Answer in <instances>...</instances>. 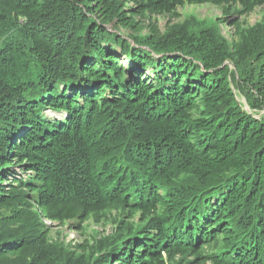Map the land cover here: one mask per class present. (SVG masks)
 I'll return each mask as SVG.
<instances>
[{
	"label": "trees",
	"instance_id": "obj_1",
	"mask_svg": "<svg viewBox=\"0 0 264 264\" xmlns=\"http://www.w3.org/2000/svg\"><path fill=\"white\" fill-rule=\"evenodd\" d=\"M230 2L0 0V264H142L153 259L166 264L160 259L163 247L147 250L141 261L133 254L132 248L142 234L138 229L129 228L125 235L108 239L90 235L93 245L70 243V250L65 240L60 248V239L50 245L43 242L45 212L49 218H56L53 212L44 210L42 203L44 194L55 198L46 173L53 167H63L62 156L54 155V151L56 144L69 139L66 131L73 125L67 127L62 119L49 116L48 109L57 113L68 109L73 115L82 112L87 117L95 113L96 132L110 117L103 146L102 142L95 143L96 148L85 161L111 163L110 168L120 174L127 169L129 191L122 206L130 205L128 199L139 206L151 204L147 195H135L137 186L151 177L155 202L189 195L186 220L198 216L206 195L224 192L227 196L246 194L239 209L246 215L252 207L257 216L254 225L260 226L259 216H264V115L259 119L246 113L229 91V79L238 82L256 107L264 110V17L248 28L241 21L227 18L240 40L231 45L219 30L220 18L211 24L209 18L193 10L179 12L186 5L208 3L227 6L223 10L227 13ZM247 7L254 9L252 0ZM161 17H168L165 28L160 25ZM119 47L121 52L114 51ZM226 61L234 62L235 71L226 66ZM155 65L154 79H142L147 66ZM91 83L89 93L81 94L80 88H75L73 96L66 94L69 88ZM160 97L174 101L162 100L158 111L174 114L178 110L177 117L160 120L155 111H146V100L152 103ZM187 101L191 102L190 110H179ZM134 135L141 142L132 145ZM84 137L77 135L76 142L86 145ZM139 143L154 154L165 144L174 145L178 155L187 158L183 171L186 178L179 179L173 168L164 181H154L153 170L160 163L149 160L147 154L137 155ZM234 157L237 166L246 167L232 177L225 176L223 184L220 177L215 180L214 173L202 168L205 163H230ZM164 165L171 168L175 164L171 161ZM13 170L17 171L14 176L19 172L31 174L26 177L34 183L13 178ZM93 177L91 187L97 182ZM78 191L82 194L81 185ZM225 198L221 208L226 205ZM248 217L252 219V215ZM186 220H175L166 227L167 233L175 225L183 227ZM116 224V229L124 225L118 219ZM153 224L161 226L152 218L143 233L147 234ZM251 234L230 252L249 242ZM144 238L153 241L149 236Z\"/></svg>",
	"mask_w": 264,
	"mask_h": 264
},
{
	"label": "rangeland",
	"instance_id": "obj_2",
	"mask_svg": "<svg viewBox=\"0 0 264 264\" xmlns=\"http://www.w3.org/2000/svg\"><path fill=\"white\" fill-rule=\"evenodd\" d=\"M253 4H255L254 9L250 10L247 6L249 4V0H232V2L229 3V8L227 13H225L223 10H227V6L224 5H211L208 3H202L197 4L196 6L192 5H186L182 10L179 12L187 14L188 11L193 10L195 13L200 14L202 18H209L211 24L214 23V20L220 18V21H218V27L222 34V36L226 37L231 43V45H234V42H239L240 40H237L239 36H234L233 33H235V29L233 25L229 24L230 22L234 21H241L244 23L245 28L251 27L255 23H258L261 18L264 17V0H252ZM235 2H240V4H236ZM234 5L235 8L232 9L231 6ZM247 7V8H246ZM227 18H230L229 21H227ZM168 21V17H161L160 18V25L165 28V25ZM125 31V30H122ZM109 49V48H106ZM114 51L121 52L122 49L119 48H113ZM126 55V54H125ZM124 66H130V63H123ZM133 65V64H132ZM134 68V66H132ZM155 66H147V70L145 72L144 77L142 79L148 81L153 80L156 74V70L153 67ZM226 66H228L230 69L235 71V64L234 62L226 61ZM172 76V75H171ZM230 84V92L233 93V97L235 101L245 109L247 114H251L256 118H262L264 115V110L259 109L255 105L254 99L250 98L248 96V93H245L238 82H236L232 77L229 79ZM75 88H80L81 94L83 92L89 93L92 89V83L89 84V86L83 85L82 87H72L67 89L66 94L68 96H73V91ZM141 91L138 92L137 96L140 97ZM80 94V95H81ZM99 92H97L96 95H98ZM106 96V93H105ZM105 96H103V99L105 100ZM133 99L132 94L130 95ZM136 96V97H137ZM165 96V95H164ZM170 96V95H168ZM162 100H169L174 101L170 99L169 97H160L156 102H150L149 99L146 100V111L152 112L155 111V115H159L158 117L160 120H162L165 117H168V119H172L174 117H177L179 114V111L176 110L174 114H172V111L169 110V112H159L158 109L162 108L160 105V102ZM145 102V101H144ZM115 104V102H113ZM110 104V102L108 103ZM191 104L190 101H187L185 103V106L179 108V110H190L188 107ZM116 105V104H115ZM176 106V105H175ZM177 107V106H176ZM178 108V107H177ZM74 110V108H73ZM102 111V110H101ZM105 111V110H103ZM167 111V110H163ZM67 112V114H65ZM64 113L61 112H55L51 109L46 110V114L49 116H53L54 118L62 119L67 127L71 126V123L73 124L72 127H70L66 132L69 133V139L67 140H61L58 144H56L57 148L54 151V155H61L63 158L64 165L63 167H53L48 170L46 174L49 175V184H50V191L55 195V198H51L49 194H44L42 198V203L45 205V209L47 212H53L56 215L55 219H51L48 217V215L45 212V215L43 217V221L45 222V230H46V236L44 238V243H47L48 245L51 244V241H55L57 239H60L59 246L63 244V240L67 242V245L72 243L74 246H78L80 244L84 245H93L95 243L94 240L90 239V235L99 237V238H106L108 239L109 236L112 235H125V233L128 232V229L131 228L132 231L137 229L138 226L142 227V230L145 226L150 224L151 221V215H153L152 211L146 210L141 212L140 211H134L133 209H126L121 208L117 203H110L108 205H92L90 206L86 200L81 199H87V200H97L102 201L107 199L108 197H124L126 196L125 193L129 191L127 182L129 180H126L125 172H127V169L124 170L122 174L119 173V170L116 171L114 168H110L111 163H107L106 165L102 164H89L87 161H85V157L88 155L89 152H91V149L93 148L92 142L94 140L105 142L106 137V126L108 124V117L106 121L104 122L102 128H100V131H94L97 127L96 125V115L91 114L89 117L86 116V114H83L82 112L78 113L77 115H73L70 110H66ZM196 113V117H198L199 113L195 109L194 111ZM55 114V115H54ZM95 120V121H94ZM94 128V129H93ZM63 134V133H62ZM83 135L87 138V141L83 139V141L86 143V145H80L78 142H76V136L77 135ZM19 140L16 141L18 143ZM138 142H141L137 138L136 135H134L131 140L130 144L134 145ZM171 141L167 142L170 143ZM140 145L136 146L137 148V155L144 156L147 154L149 160H156L160 165H156L153 170V180L154 181H164L166 178H168L171 174V169H174V172L177 174V177L179 179L186 178V175L183 173V171L186 169L187 158L180 157L178 155L177 150L174 145L165 144L161 148H158L155 150V154L153 153V150L150 151L146 145L139 143ZM251 148H258L255 145H252ZM230 157V156H229ZM235 159L231 158L230 163L226 164H220L218 166L211 164V163H205L203 165V169L206 170L205 172H212L214 173L213 178L217 180V178H221V183L223 184L226 182L225 176L231 175L234 176L235 171L240 172L241 169H244L246 166H237L238 162H233ZM243 160V163L245 164L246 156L241 157ZM171 161L174 162V166L164 167V164H169ZM246 165V164H245ZM14 172H17L15 170L10 173V175L13 178H23L26 183L33 184L34 179L31 178H25L23 176H28L23 174V172H19L14 176ZM91 172V173H90ZM94 177L97 181V184L90 187L92 185L91 183V177ZM89 173V174H88ZM238 174V173H237ZM9 176L10 178H12ZM121 176V177H119ZM93 177V178H94ZM237 177H240L239 175ZM134 180L136 181L135 177ZM148 181L144 182L143 184H139L137 186L136 195H147L149 200H152L156 196V191L153 187V184L151 182V177L147 178ZM56 181V183H54ZM78 181H81L82 183L79 184ZM247 181H245V186H247ZM81 185V189H83L82 194L81 193H73L71 191H68L69 189H78ZM68 191V193H67ZM235 191V190H234ZM148 193V194H147ZM219 193V192H218ZM218 193H212V198H216L215 201H209L206 203V208L204 210V213L200 217H195L196 220L199 221L197 227L190 226V230L192 233L193 243H197L199 240L203 238V236L206 234L207 226L208 225H214L218 222L223 223L222 229H228L229 226L231 230L235 231L236 229H239L241 233H244V236H247L249 233L251 234V237L249 238V245L245 249H237L233 251L231 254L232 258H240L241 263L240 264H264V216H259V219L262 220V223L258 225H254L255 223V214L252 212V207H248L250 209V212L246 215L239 212V208L241 204V200L244 199L245 195H233L228 194V197L225 198L224 204H226L223 208H221L222 198L225 196L224 192H221V194L218 195ZM234 193V192H232ZM35 194L38 196V194L35 192ZM236 194V193H235ZM234 197L231 199V197ZM71 198H75V201H71ZM173 200V201H172ZM172 200L171 203H168L167 205H172L173 202L176 204L182 203V207L177 209L172 217L167 220L166 224L164 225V235L160 236V233L162 231L161 226H157L153 224L148 230L147 234H144L142 231L141 237H138L136 244L133 246L132 251L133 254L139 256V261H141L144 257L147 250H151L152 246L162 248L163 251L161 254H163L160 259L165 260L166 264H214L212 262H206L202 259V253L201 250L198 247H193V256H190L188 261H181V257L179 252L177 251H170V248L167 246V244L163 243L164 241L169 242L170 244H178V245H184L186 244L181 238L178 236L173 237V239H170L168 237V233L166 230L167 226H170L174 223L176 220L179 223H185L186 216L184 210L189 207L190 197L187 195L186 197L184 195H179ZM68 202L71 205L66 207L64 206V202ZM184 201V202H183ZM253 201V200H252ZM174 205V206H175ZM176 209V207H174ZM173 209V210H174ZM231 211L227 214L226 211ZM41 212V210H39ZM264 212V210H263ZM252 215V219H250L248 216ZM117 219L120 220V222L123 225V227H119L116 229V223ZM225 222V223H224ZM218 224V226L220 225ZM120 229L123 230L120 231ZM32 231V229H30ZM131 231V232H132ZM228 231V230H227ZM25 232H28L27 230ZM235 232L228 233L227 235H224L225 239L223 237L218 238L217 242L214 243V250H220L221 248L227 249V251L230 250V244L235 240L234 236ZM209 233L206 235L208 236ZM145 236H149L152 238L153 241H149L148 239L144 238ZM161 241V242H158ZM158 243H161L158 245ZM207 245H205L206 247ZM229 246V247H228ZM154 247L152 249H154ZM66 249V247H65ZM71 249V246H68V250ZM128 252V251H126ZM151 253V251H149ZM79 254V253H78ZM123 254V253H122ZM129 254V253H128ZM134 257V256H133ZM227 259L222 260L221 262L215 263V264H226L225 261ZM114 264L116 262H113ZM142 264H161L159 260L153 259L152 261L144 262Z\"/></svg>",
	"mask_w": 264,
	"mask_h": 264
},
{
	"label": "clouds",
	"instance_id": "obj_3",
	"mask_svg": "<svg viewBox=\"0 0 264 264\" xmlns=\"http://www.w3.org/2000/svg\"><path fill=\"white\" fill-rule=\"evenodd\" d=\"M55 115V114H54ZM23 177H25V178H27L26 176H23ZM114 203V202H113ZM115 203H117V202H115ZM88 204L90 205V206H92L93 204H91V202H88ZM110 204V203H109ZM118 204V203H117ZM71 204L70 203H68V205H64V206H66V207H68V206H70ZM119 206H121V204H118ZM121 208H122V206H121ZM143 208H145V207H143ZM141 212H143V211H141ZM44 224H45V222H44ZM66 242V241H65Z\"/></svg>",
	"mask_w": 264,
	"mask_h": 264
},
{
	"label": "bare ground",
	"instance_id": "obj_4",
	"mask_svg": "<svg viewBox=\"0 0 264 264\" xmlns=\"http://www.w3.org/2000/svg\"><path fill=\"white\" fill-rule=\"evenodd\" d=\"M9 184V183H8ZM47 257H49V256H47Z\"/></svg>",
	"mask_w": 264,
	"mask_h": 264
}]
</instances>
